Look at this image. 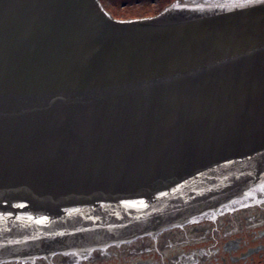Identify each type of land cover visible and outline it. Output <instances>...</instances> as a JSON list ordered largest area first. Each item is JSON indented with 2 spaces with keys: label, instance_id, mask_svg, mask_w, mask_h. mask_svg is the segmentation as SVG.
I'll return each mask as SVG.
<instances>
[{
  "label": "water",
  "instance_id": "water-1",
  "mask_svg": "<svg viewBox=\"0 0 264 264\" xmlns=\"http://www.w3.org/2000/svg\"><path fill=\"white\" fill-rule=\"evenodd\" d=\"M232 2L116 19L0 0V264L155 236L264 186V11L212 7Z\"/></svg>",
  "mask_w": 264,
  "mask_h": 264
},
{
  "label": "flooded vegetation",
  "instance_id": "flooded-vegetation-1",
  "mask_svg": "<svg viewBox=\"0 0 264 264\" xmlns=\"http://www.w3.org/2000/svg\"><path fill=\"white\" fill-rule=\"evenodd\" d=\"M261 192L262 188L254 190L249 193L251 198L247 194L155 236L86 255L55 254L47 259L1 264H264V202L255 199Z\"/></svg>",
  "mask_w": 264,
  "mask_h": 264
},
{
  "label": "snow or ice",
  "instance_id": "snow-or-ice-1",
  "mask_svg": "<svg viewBox=\"0 0 264 264\" xmlns=\"http://www.w3.org/2000/svg\"><path fill=\"white\" fill-rule=\"evenodd\" d=\"M177 7H180V6L177 5ZM204 7H206V6L205 5H194L193 10H202ZM212 7L228 9L230 11H236V10L244 11V10H257V9L260 11H264V0H233V2L229 3V4H216V5H212ZM249 195L251 198V194H249ZM255 199L259 200L261 202H264V187H262L261 195L256 196ZM125 203L127 204L128 202L125 201ZM139 203L144 204V200H140ZM16 206L19 208L25 207L24 204H19ZM242 206L248 207L249 205H242ZM10 214L11 213H9L8 215H10ZM32 219H35V218L32 216H29V220H32ZM48 219H49V217L42 216L38 219H35V222L38 225H43L44 222L47 221Z\"/></svg>",
  "mask_w": 264,
  "mask_h": 264
},
{
  "label": "rangeland",
  "instance_id": "rangeland-1",
  "mask_svg": "<svg viewBox=\"0 0 264 264\" xmlns=\"http://www.w3.org/2000/svg\"><path fill=\"white\" fill-rule=\"evenodd\" d=\"M100 2L111 16L120 19L117 16L123 15L129 9L139 8L146 4L157 5L159 0H100Z\"/></svg>",
  "mask_w": 264,
  "mask_h": 264
},
{
  "label": "trees",
  "instance_id": "trees-1",
  "mask_svg": "<svg viewBox=\"0 0 264 264\" xmlns=\"http://www.w3.org/2000/svg\"><path fill=\"white\" fill-rule=\"evenodd\" d=\"M172 1L173 0H159L157 5L146 4L139 8L129 9L127 12H124L123 15L117 17L120 19H132L156 15Z\"/></svg>",
  "mask_w": 264,
  "mask_h": 264
}]
</instances>
